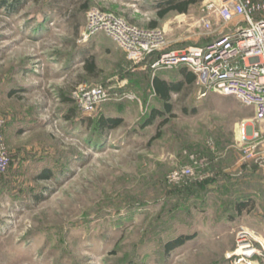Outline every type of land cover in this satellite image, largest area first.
<instances>
[{
  "label": "rangeland",
  "instance_id": "1",
  "mask_svg": "<svg viewBox=\"0 0 264 264\" xmlns=\"http://www.w3.org/2000/svg\"><path fill=\"white\" fill-rule=\"evenodd\" d=\"M156 1L89 0L71 22L61 9H78L83 0H29L13 13L0 5V115L10 158L0 172V264H233L227 254L238 246L237 232H255L245 216L232 220L221 215L220 201H205L204 184L192 193L196 180L170 178L189 167L200 183L229 172L234 190L245 187V172L264 169V123L254 121L253 108L216 92L200 97L194 86L173 94L175 116L151 142L161 118L142 124L162 106L152 79H177L178 68L147 74L105 34L83 37L93 7L142 27L181 14L160 18L150 7ZM201 4L187 14L200 17ZM210 40L195 32L167 50ZM85 54L95 56V72L85 68ZM82 83L103 86L112 97L88 114L74 99ZM183 106L197 109L185 114ZM100 114L122 116L124 124L103 135L88 121ZM242 120L258 132L252 159H243L236 141ZM216 159L217 171L207 169ZM46 168L52 178L41 177ZM180 234L196 236L168 254L165 242Z\"/></svg>",
  "mask_w": 264,
  "mask_h": 264
},
{
  "label": "built area",
  "instance_id": "2",
  "mask_svg": "<svg viewBox=\"0 0 264 264\" xmlns=\"http://www.w3.org/2000/svg\"><path fill=\"white\" fill-rule=\"evenodd\" d=\"M176 30L180 36L171 40ZM195 32L212 39L204 45L167 50L171 42L187 41ZM99 33L111 38L134 64L142 65L156 56L149 63L152 70L188 67L196 74L200 97L209 92L234 96L253 108L254 121L264 123V0H203L200 17L181 13L161 27H142L112 11L93 7L86 13L83 37L87 40ZM111 97L103 86L86 83L74 92L79 108L88 114ZM251 126L247 120L236 125L243 159L255 157L258 132ZM4 127L0 115V171L10 163ZM190 174L189 167L175 169L170 178L179 181ZM260 239L259 233L241 229L237 232L238 246L227 257L233 264H264V240Z\"/></svg>",
  "mask_w": 264,
  "mask_h": 264
},
{
  "label": "trees",
  "instance_id": "3",
  "mask_svg": "<svg viewBox=\"0 0 264 264\" xmlns=\"http://www.w3.org/2000/svg\"><path fill=\"white\" fill-rule=\"evenodd\" d=\"M26 1L29 0H1L0 5H2L4 8L9 10V12H17L21 7L23 3H26ZM33 1V0H31ZM34 1H40V0H34ZM203 0H157L154 2L150 7L153 9H157L158 15L160 18L166 17V15L171 11H176L178 13H187L190 10V7L192 5L199 4ZM71 5V4H69ZM89 8V0H83V3L81 6L77 9H61L64 10L60 14L62 16H65L67 21H75L77 19V15L79 14V11H85ZM158 21L153 20L150 23V27H157ZM212 39V38H210ZM156 59V56L149 57L146 59L142 65L147 66L145 72L147 74L151 73L152 69L149 66V63ZM128 60V59H127ZM82 61L85 65V68L89 72H95L97 68V63L95 56L93 54L83 55ZM128 62H131L128 60ZM180 76L177 79H167L162 75L156 74L152 79V89L156 95V97L162 102L161 107H153L151 109V112L149 116L145 119L144 123L142 124V127L145 128L149 125H153L155 121L158 118H161V123L159 124L157 128V133L151 138V142L158 139L162 135V127L166 125L169 120L175 116V103L172 100L173 94L181 95L185 90H189L192 87L196 86V74L191 71L186 66H180L178 68ZM197 107H188L183 106L182 111L185 114L188 113H194L196 112ZM90 125H95L96 129L99 131V133L103 135H108L111 131L117 129L118 127L122 126L124 124V118L119 115H112V114H100L98 118L93 121L92 119L88 120ZM210 153L211 155L214 153L213 149L210 147ZM220 163V160H214L213 162L207 163V169L212 171H217L216 164ZM205 168V169H206ZM3 172V171H0ZM227 173H221V172H215V174H210L209 176L205 177L202 183L200 181H197L195 178V175H186L182 177L178 182L184 181L186 179L196 181H191L192 184V193L198 192V187L200 184H204V190H203V197L205 201H208V199L215 198L218 201L221 202L223 205L221 215L225 214L230 219H235L237 215L242 216L245 213H249L256 207V198L250 194L249 192L243 191L242 187H237L234 190V183L235 180H232L231 175ZM41 177L43 178H52L53 173L51 169L46 168L45 171L42 173ZM228 177V178H224ZM185 178V179H184ZM246 176H243V179H245ZM199 180V179H198ZM237 180V179H236ZM238 183V180H237ZM247 182H245V185ZM246 187V186H245ZM228 212H230V215L228 216ZM196 236V234H180L177 235L169 240H167L164 244L166 252L169 254L175 249L185 245L188 241L193 239Z\"/></svg>",
  "mask_w": 264,
  "mask_h": 264
},
{
  "label": "crops",
  "instance_id": "4",
  "mask_svg": "<svg viewBox=\"0 0 264 264\" xmlns=\"http://www.w3.org/2000/svg\"><path fill=\"white\" fill-rule=\"evenodd\" d=\"M146 68L147 66L141 65V70H143L144 73L147 72H145ZM262 168L263 167H261V169L258 168V170L245 172L244 176H246V178L243 179V183L245 184V182H247V184L246 187L243 186V191L249 192L256 198V207L251 212L245 213L242 216H245L244 218L248 220L245 223H249L255 232L257 231L264 237V169Z\"/></svg>",
  "mask_w": 264,
  "mask_h": 264
}]
</instances>
